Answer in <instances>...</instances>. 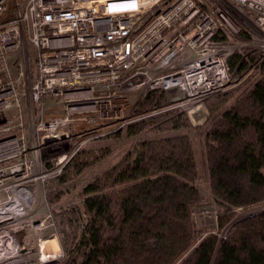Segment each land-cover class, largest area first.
I'll return each instance as SVG.
<instances>
[{"label": "built area", "instance_id": "built-area-1", "mask_svg": "<svg viewBox=\"0 0 264 264\" xmlns=\"http://www.w3.org/2000/svg\"><path fill=\"white\" fill-rule=\"evenodd\" d=\"M246 45L264 55V0H0V264L27 263L37 192L88 142L148 90L181 110L222 94Z\"/></svg>", "mask_w": 264, "mask_h": 264}, {"label": "trees", "instance_id": "trees-1", "mask_svg": "<svg viewBox=\"0 0 264 264\" xmlns=\"http://www.w3.org/2000/svg\"><path fill=\"white\" fill-rule=\"evenodd\" d=\"M217 39L252 41L244 30L234 39L219 32ZM228 66L235 86L207 100L203 126H193L181 109L166 110L173 102L168 91L148 90L139 98L135 121L123 131L147 138L78 192L81 205L53 214L64 249L60 264H264V210L233 224L238 209H264V55L242 46ZM195 135L202 138L211 195L221 209L218 231L233 224L225 237L203 235L192 219L203 198ZM100 150L79 152L46 184L51 207L61 203L60 187L106 155Z\"/></svg>", "mask_w": 264, "mask_h": 264}, {"label": "rangeland", "instance_id": "rangeland-1", "mask_svg": "<svg viewBox=\"0 0 264 264\" xmlns=\"http://www.w3.org/2000/svg\"><path fill=\"white\" fill-rule=\"evenodd\" d=\"M234 86L230 82L229 88L222 94L227 93ZM169 95L172 101L182 98V94L178 91H170ZM206 102L207 101H205L204 103H193L192 105L188 106L183 110L187 113L193 126H203L204 124H206L209 118V112L206 107ZM163 111H165V109L158 110L155 112V114L163 113ZM131 114L132 112L130 113V115ZM147 116L148 115H146L145 117ZM133 119L135 120V118ZM123 130L117 132L119 133L118 138H113V134H111L105 137L93 139L85 145V147L80 152L84 151L87 153L91 150L94 153H99L101 151L100 149H102L103 152L107 153L101 159L95 160V165L92 168L87 169L84 173L80 174L73 183L66 186L68 188L70 186H72L73 188H77L78 191H68L65 186L59 188L61 196V203L59 205L55 206L54 208L49 205L46 191V184L49 181L58 178L59 176L48 179L45 183V189L42 188L37 192V202L34 213L32 214L33 216L31 217V221L29 222V224L27 223V226L25 227L24 231H22L19 235L20 240L25 247L24 255H26L25 257L27 258L26 264L39 263V258L41 255V243L43 238H46L47 236L50 237L53 234H57V236L59 237L53 218L54 212L68 207L71 203L81 205L82 199L78 198V192L82 190L89 183L90 180L98 177L100 174H102L110 167L118 163L135 141H141L147 138L146 136H141L138 139L128 138L125 134V131ZM193 137L195 141L196 159L199 170L198 186L203 198L202 202L193 209L192 219L195 224V228L203 235H206L208 233H215L219 237H225L234 223L241 221L246 217H249L250 215H258L262 213L264 209L262 207L251 212L244 211L243 209H238L236 210V216L234 219L235 221L233 222V224L227 226V228H225L223 231H218L221 209L219 205L214 201L211 195L203 141L202 138L197 137L196 135ZM83 156L84 153L82 154V158H84ZM74 158H72L67 163L63 171ZM38 224H42L43 227H37ZM63 256L64 249L57 264H60V260Z\"/></svg>", "mask_w": 264, "mask_h": 264}, {"label": "bare ground", "instance_id": "bare-ground-1", "mask_svg": "<svg viewBox=\"0 0 264 264\" xmlns=\"http://www.w3.org/2000/svg\"><path fill=\"white\" fill-rule=\"evenodd\" d=\"M47 237L42 240L41 255L38 264H57L63 253L61 242L57 234Z\"/></svg>", "mask_w": 264, "mask_h": 264}]
</instances>
